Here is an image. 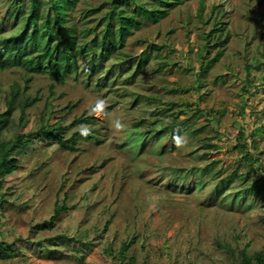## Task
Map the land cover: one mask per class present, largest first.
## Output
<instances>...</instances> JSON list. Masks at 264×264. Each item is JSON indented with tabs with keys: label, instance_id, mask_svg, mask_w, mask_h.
<instances>
[{
	"label": "rangeland",
	"instance_id": "1",
	"mask_svg": "<svg viewBox=\"0 0 264 264\" xmlns=\"http://www.w3.org/2000/svg\"><path fill=\"white\" fill-rule=\"evenodd\" d=\"M105 1L81 0L76 10L89 14ZM216 18L227 22L228 40L208 55L204 36ZM152 42L164 47L146 71L103 91L0 70L2 110L13 87L38 99L27 121L15 111L1 138L37 133L50 115L64 124L93 115L103 139L65 150L35 134L20 168L0 182V240L18 252L0 264H244L243 251H264V200L242 204L237 194L264 176V0H187L125 48L138 57ZM164 107L171 116L151 125ZM176 115L184 130L145 133ZM206 166L212 173L202 176Z\"/></svg>",
	"mask_w": 264,
	"mask_h": 264
},
{
	"label": "trees",
	"instance_id": "2",
	"mask_svg": "<svg viewBox=\"0 0 264 264\" xmlns=\"http://www.w3.org/2000/svg\"><path fill=\"white\" fill-rule=\"evenodd\" d=\"M80 1L0 0V70L18 67L31 74H47L53 81L61 83L73 78L97 91H103L107 85H115L120 81L129 82L146 71L154 57L152 51L160 52L164 47L154 42L148 43L146 49L136 57L125 48L129 36L148 23L160 22L172 8L187 0H106L89 14L76 10ZM226 24L218 18L214 19L211 30L205 33L202 51L209 55L212 49L225 45L228 40L227 36H223ZM223 55V48L219 49L212 61L217 62ZM262 66L264 68V63ZM130 70L133 71L128 75ZM252 80L248 73L249 83ZM20 91V88L13 87L10 97L5 101V109L0 108V131L10 126L17 109L21 111L20 120L27 121V110L38 100L24 96ZM138 97L134 103L140 101ZM168 108H158L155 115L159 116L151 125L162 123L160 115L171 116L167 113L170 110ZM96 122L93 115H82L64 124L61 119L52 121L50 115L37 133H17L10 139L0 137V182L20 168L21 156L35 142V134L41 142L48 141L65 150H75L82 138L96 143L103 141L98 129L92 126ZM144 124L145 119L133 123L136 128ZM74 127L79 129L68 136ZM185 128L184 122L176 115L161 130L151 129L145 133L155 138ZM240 137H245L244 131L240 132ZM142 143L144 146V140ZM249 159L254 160L255 157ZM201 170L202 176L212 173L210 166ZM220 184L227 189L229 181L223 179ZM237 194L242 197V204L261 198L264 200V176L253 179ZM66 208L65 204L58 206L50 221L53 222ZM48 222L44 221L38 226H45ZM128 247L129 243H124L121 253L124 254ZM17 254L14 243L0 240V260L13 258ZM242 258L244 264H252L253 260L255 264H264V251L251 257L245 250Z\"/></svg>",
	"mask_w": 264,
	"mask_h": 264
}]
</instances>
